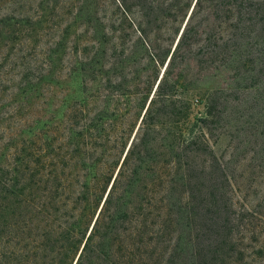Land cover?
I'll list each match as a JSON object with an SVG mask.
<instances>
[{"label":"trees","instance_id":"1","mask_svg":"<svg viewBox=\"0 0 264 264\" xmlns=\"http://www.w3.org/2000/svg\"><path fill=\"white\" fill-rule=\"evenodd\" d=\"M0 264H264V0H0Z\"/></svg>","mask_w":264,"mask_h":264},{"label":"rangeland","instance_id":"2","mask_svg":"<svg viewBox=\"0 0 264 264\" xmlns=\"http://www.w3.org/2000/svg\"><path fill=\"white\" fill-rule=\"evenodd\" d=\"M72 82L75 83L74 80H73ZM205 86H214V83H207V85H205ZM59 101H60V99H59ZM51 107H52V106H49L48 111H46L47 113H46V116H45V122H43V125H45V124L47 123V122H46V121H47L46 118H48V116L51 114V112L49 111ZM61 109H64L62 105H61V107L59 108L60 111H59V113L57 114L58 117H61V115H62V112H63V111H61ZM46 127H47V126H46ZM226 144H227V139H226L225 137L221 138L220 141H219V143H218L217 150L221 153V152L223 151L224 146H225Z\"/></svg>","mask_w":264,"mask_h":264}]
</instances>
